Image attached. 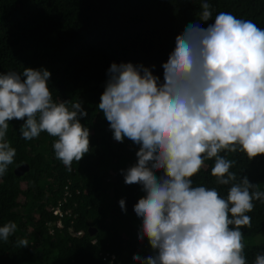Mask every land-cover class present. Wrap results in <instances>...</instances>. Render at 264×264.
<instances>
[{
  "label": "clouds",
  "instance_id": "1",
  "mask_svg": "<svg viewBox=\"0 0 264 264\" xmlns=\"http://www.w3.org/2000/svg\"><path fill=\"white\" fill-rule=\"evenodd\" d=\"M200 7L201 20L212 18L208 0ZM162 67L161 83L142 64L113 62L98 104L114 139L139 145L136 164L121 171L125 184H139L145 193L134 212L142 222L139 239L147 237L154 254L133 261L247 264L241 228L251 226L247 213L264 193L251 191L247 177L235 183L234 161L222 153L264 154V29L220 12L206 28L187 25ZM50 76L46 68L31 67L0 73V176L16 154L6 139L13 119L24 121L25 140L42 132L55 137V157L69 170L89 152L90 132L80 122L87 111L79 101L70 108L54 101ZM206 160H214L216 183L230 185L226 198L215 187L193 186ZM119 204L126 211L123 198ZM16 227H0V240ZM254 264H264V254Z\"/></svg>",
  "mask_w": 264,
  "mask_h": 264
},
{
  "label": "trees",
  "instance_id": "2",
  "mask_svg": "<svg viewBox=\"0 0 264 264\" xmlns=\"http://www.w3.org/2000/svg\"><path fill=\"white\" fill-rule=\"evenodd\" d=\"M208 2L212 18L203 21L201 0H0V73L46 68L54 101H66L69 108L81 102L87 116L80 122L90 132L89 152L69 170L55 157V137L42 132L25 140L24 121L9 122L6 139L16 154L0 176V227L8 222L17 227L7 241L0 240V264H136L134 255L154 254L147 237L139 239L142 222L134 212L145 193L139 184H125L121 171L136 164L139 145L128 138L117 142L98 104L113 62L142 64L162 83V65L191 23L206 28L226 12L264 29V0ZM222 155L234 161L235 183L247 177L251 191L264 193V154L251 159L240 151ZM25 164L29 169L17 175ZM213 164L205 161L192 177L193 186L215 187L226 198L230 185L216 183ZM65 198L64 214H56ZM253 204L247 213L251 226L241 228L243 243L263 239L245 244L247 264L264 254V201ZM20 239L28 246H18Z\"/></svg>",
  "mask_w": 264,
  "mask_h": 264
},
{
  "label": "built area",
  "instance_id": "3",
  "mask_svg": "<svg viewBox=\"0 0 264 264\" xmlns=\"http://www.w3.org/2000/svg\"><path fill=\"white\" fill-rule=\"evenodd\" d=\"M65 189H68V185L65 187ZM66 194H68V193H66ZM65 202H66V198L63 199V200H60V204H59V206H57V207L54 209V212H55L56 214H60V215H63V214H64V212H63L62 209H61V205H63ZM69 212H70V210L67 209V210L65 211V214H69ZM57 225H58L59 227H62V226H63V223H62L61 221H59ZM81 233H82V232H78L77 234L79 235V234H81ZM114 258H115V256L113 255V256L111 257V260H113Z\"/></svg>",
  "mask_w": 264,
  "mask_h": 264
},
{
  "label": "rangeland",
  "instance_id": "4",
  "mask_svg": "<svg viewBox=\"0 0 264 264\" xmlns=\"http://www.w3.org/2000/svg\"><path fill=\"white\" fill-rule=\"evenodd\" d=\"M262 239H263L262 236H257L255 238H248L245 240V244L252 245L254 243H260L262 241Z\"/></svg>",
  "mask_w": 264,
  "mask_h": 264
},
{
  "label": "water",
  "instance_id": "5",
  "mask_svg": "<svg viewBox=\"0 0 264 264\" xmlns=\"http://www.w3.org/2000/svg\"><path fill=\"white\" fill-rule=\"evenodd\" d=\"M28 169H29V166H28L27 164H25V165L21 166L20 168L16 169V170H15V173H16L17 175H22V174H24V172L27 171ZM90 230H91L92 234H94L93 231H94L95 229L92 230V228H91Z\"/></svg>",
  "mask_w": 264,
  "mask_h": 264
}]
</instances>
